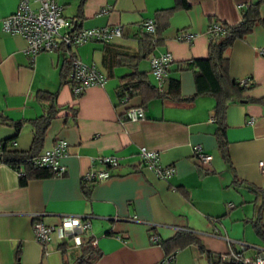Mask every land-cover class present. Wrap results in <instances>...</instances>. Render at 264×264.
<instances>
[{
  "label": "crops",
  "instance_id": "crops-1",
  "mask_svg": "<svg viewBox=\"0 0 264 264\" xmlns=\"http://www.w3.org/2000/svg\"><path fill=\"white\" fill-rule=\"evenodd\" d=\"M185 1L187 6L181 0H57L62 14L78 27H121V35L109 41H86L71 49L106 78L103 86H89L75 98L63 77L67 52L43 51L31 59L23 37L3 30L0 23V139L14 140V149L29 148L32 120L43 111L35 93L45 90L55 95L60 109L40 150L58 138L67 142L61 175L31 176L22 183L14 167L0 162V264H74L90 238L98 251L91 264H162L171 253L169 264H209L208 253L213 259L230 247L239 250L237 241L251 243L240 249L249 255L251 245L264 246L252 226L258 211L264 222V173L258 167L264 158V0L258 7L262 20L225 50L228 76L250 85L226 102L229 162L218 147L215 96L178 97L195 92L193 70L186 65L206 57L209 23L238 24L256 0ZM17 3L0 0V19ZM147 19L153 20V35L144 28ZM187 33L193 34L183 38ZM145 36L149 46L141 40ZM158 52L173 57L166 86L169 77L176 78V91L144 105L139 93L120 98L118 86L126 73L143 71L155 82L149 56ZM129 105H142L144 118L124 119ZM17 121L16 129L12 123ZM196 145L211 155L208 162L196 159ZM141 146L157 152L160 164L172 165L173 174L155 175L141 161ZM103 155H116L119 161L105 164ZM91 169H106L109 176L85 182L82 176ZM64 214L90 216L82 245L54 234L46 243L34 239V215L54 225ZM177 231L196 234L204 250L195 243L167 250L162 240ZM151 234L156 242L150 241Z\"/></svg>",
  "mask_w": 264,
  "mask_h": 264
},
{
  "label": "built area",
  "instance_id": "built-area-1",
  "mask_svg": "<svg viewBox=\"0 0 264 264\" xmlns=\"http://www.w3.org/2000/svg\"><path fill=\"white\" fill-rule=\"evenodd\" d=\"M35 6H32L30 0H18L16 8L9 14L0 19L1 28L5 31L15 33L25 40L24 51L31 59L43 51H55L64 49L70 57V69L67 80L70 83L73 97H78L87 87L98 85L103 86L105 75L93 64L83 62L77 55L71 52L76 46L86 41H109L114 37L121 35V27L97 26V27H78L76 20L68 18L62 14V5L57 0H33ZM224 25L218 21H211L208 25L209 35H218L224 32ZM144 28L147 32H154V23L152 19L144 22ZM191 34L183 35V38L189 39ZM173 57L169 52H160L153 54L149 59L150 72L154 78L156 87L160 90L166 87L169 74V65ZM246 84V79L239 81ZM144 107L142 105H129L124 111V119L138 120L144 118ZM15 144L14 140L0 139V154L3 148L11 147ZM67 142L63 138H58L54 143L43 149L38 155L31 158V164L37 167L47 168L52 175H61L65 171L60 158L65 154ZM141 161L151 169L155 175L161 178H167L174 172L172 165H162L159 162L157 152L141 146L139 148ZM195 157L201 162H208L211 155L201 151L200 146H195ZM100 161L105 164H117L119 159L116 155H103ZM258 167L264 173V158L258 161ZM19 175L24 174V169H16ZM109 176L106 169H91L86 171L82 179L85 182L93 180H102ZM90 229V216L85 214H64L60 221L54 225L43 223L38 215H34L32 223L33 237L40 243H46L54 234L59 240L70 239L74 245L83 244V235ZM150 241L156 242L157 236L150 235ZM90 243H96L94 238H90ZM241 249H245L249 244L237 241ZM253 247L252 254H244L241 250L237 251L230 247L222 259H235L241 264H264V246ZM239 248V249H240ZM174 254L166 255L162 259V264L172 262Z\"/></svg>",
  "mask_w": 264,
  "mask_h": 264
},
{
  "label": "trees",
  "instance_id": "trees-1",
  "mask_svg": "<svg viewBox=\"0 0 264 264\" xmlns=\"http://www.w3.org/2000/svg\"><path fill=\"white\" fill-rule=\"evenodd\" d=\"M176 1L177 3L180 2V0ZM260 1L261 0H256L248 4L247 8L242 12V18L238 24L228 25L220 22L225 26V30L218 35H209L206 57L192 59L190 62L188 61L186 65L191 66L193 70L195 81L194 94L185 97H178L180 100H191L194 95L197 94L206 93L215 96L213 109L214 119L217 123L216 135L218 147L223 159L227 162H229V153L224 133L226 127L224 120L226 102L236 95H239L242 89L250 88V85H248L247 82L246 84H241L239 80L228 76L226 71L227 56L225 50L235 38L241 37L244 33L250 31L254 22L262 20L258 11ZM181 2L183 6L188 5L185 0H181ZM171 10L172 8L160 9L157 11V14H160L163 11L168 13V11ZM146 33L153 35L156 33V30L152 33L146 31ZM141 40L143 41L144 46L150 45L148 37L145 36ZM149 50L150 49L146 50L143 54H140L139 58L146 57ZM158 53H152L151 56ZM151 56H149V59ZM64 62L65 70L63 72V77L66 80L70 69V57H66ZM67 82L69 81L67 80ZM177 87L178 79L169 77L167 86L160 90L156 87L155 82L153 83L149 80L146 72L135 70L121 76V83L118 86V96L120 98H128V96L134 93H139L142 96V104L144 105L151 98L169 96L176 91ZM35 98L43 106V111L41 115L32 120L33 138L29 148L26 150H18L11 147H5L0 154V162L7 163L15 169L21 166L22 168H25L26 171L24 170V174L20 176V181L22 183L25 182L26 178L31 176L37 177L52 174L47 168L32 165L31 158L40 153L45 130L49 126L51 120L57 115L60 106L55 103V95L45 90L37 91L35 93ZM1 122L3 123L6 121L5 119H2ZM12 124L16 129L20 126L19 121L13 122ZM260 215V211H258L256 216L252 219V226L257 236L264 242V222L261 220ZM161 243L167 250H172V252L189 243H195L199 248L204 250V246L198 236L194 233L185 231H177L170 238L162 240ZM223 254L225 253L220 254L217 258L211 259L208 253L209 264H241L239 261L232 258L223 260L221 258ZM96 255H98V251L92 243L84 245L82 246V253L74 264H91L92 259Z\"/></svg>",
  "mask_w": 264,
  "mask_h": 264
},
{
  "label": "rangeland",
  "instance_id": "rangeland-1",
  "mask_svg": "<svg viewBox=\"0 0 264 264\" xmlns=\"http://www.w3.org/2000/svg\"><path fill=\"white\" fill-rule=\"evenodd\" d=\"M246 244H251V243H246Z\"/></svg>",
  "mask_w": 264,
  "mask_h": 264
}]
</instances>
